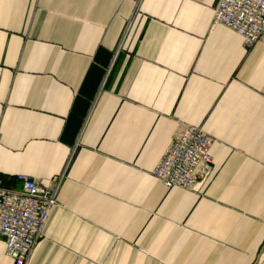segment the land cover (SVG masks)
Masks as SVG:
<instances>
[{
  "label": "crops",
  "instance_id": "crops-1",
  "mask_svg": "<svg viewBox=\"0 0 264 264\" xmlns=\"http://www.w3.org/2000/svg\"><path fill=\"white\" fill-rule=\"evenodd\" d=\"M217 2L0 0V178L63 175L26 264H253L264 41L211 28ZM181 125L213 140L212 171L167 190L151 171Z\"/></svg>",
  "mask_w": 264,
  "mask_h": 264
},
{
  "label": "built area",
  "instance_id": "built-area-1",
  "mask_svg": "<svg viewBox=\"0 0 264 264\" xmlns=\"http://www.w3.org/2000/svg\"><path fill=\"white\" fill-rule=\"evenodd\" d=\"M216 26L235 33L246 47L264 41V0H218L211 28ZM212 142L199 127L179 126L151 176L167 190L193 189L212 171ZM15 179L18 190L5 188L0 178V239L13 264H26L44 236L50 210L57 206L63 175L45 187L26 176Z\"/></svg>",
  "mask_w": 264,
  "mask_h": 264
},
{
  "label": "rangeland",
  "instance_id": "rangeland-1",
  "mask_svg": "<svg viewBox=\"0 0 264 264\" xmlns=\"http://www.w3.org/2000/svg\"><path fill=\"white\" fill-rule=\"evenodd\" d=\"M253 264H264V245L262 246L261 250L259 251L255 261Z\"/></svg>",
  "mask_w": 264,
  "mask_h": 264
},
{
  "label": "snow or ice",
  "instance_id": "snow-or-ice-1",
  "mask_svg": "<svg viewBox=\"0 0 264 264\" xmlns=\"http://www.w3.org/2000/svg\"><path fill=\"white\" fill-rule=\"evenodd\" d=\"M225 21L222 20V23H224Z\"/></svg>",
  "mask_w": 264,
  "mask_h": 264
}]
</instances>
